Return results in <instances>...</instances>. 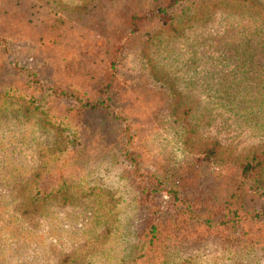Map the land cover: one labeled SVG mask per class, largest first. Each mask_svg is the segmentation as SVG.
I'll list each match as a JSON object with an SVG mask.
<instances>
[{"label": "rangeland", "instance_id": "obj_1", "mask_svg": "<svg viewBox=\"0 0 264 264\" xmlns=\"http://www.w3.org/2000/svg\"><path fill=\"white\" fill-rule=\"evenodd\" d=\"M6 1L0 18L15 20L0 32V264H154L127 256L165 217L178 229L161 264H264L262 227L245 215L264 207V0L173 2L166 22L155 13L170 0ZM137 7L146 17L117 49ZM54 87L110 96L140 129L103 149L86 136V112L59 116L67 94L29 103ZM250 157L236 222L221 188ZM54 183L58 193L36 199L38 184ZM188 197L201 203L186 208ZM203 207L209 227L192 212Z\"/></svg>", "mask_w": 264, "mask_h": 264}, {"label": "trees", "instance_id": "obj_2", "mask_svg": "<svg viewBox=\"0 0 264 264\" xmlns=\"http://www.w3.org/2000/svg\"><path fill=\"white\" fill-rule=\"evenodd\" d=\"M185 1L186 0H170L169 2L165 1V3H162V5H158L159 9L158 12L155 13V17H158L159 20H163V22H166L168 5L173 2L181 5ZM24 2L25 0L6 1V5L4 7H8L9 10H14L16 7L21 6ZM2 7L3 3L0 2V8ZM181 7L184 9L185 5H182ZM161 10L165 11L164 15L159 14V11ZM142 17H146V15L145 10H140V7L135 8V10L128 14V20L130 21L129 24L131 27H129L127 31L124 29L125 33L114 41L115 47L117 49L122 48L126 44L125 41L129 37V34L134 30L132 27H139L137 23L141 20ZM14 20L15 18L13 17H8L7 20H2L0 18V32L8 30L7 26L9 23L7 24V22H11ZM1 37L2 35H0V38ZM5 42L6 40L3 42L1 41L4 46ZM86 52H89V50H87ZM115 64L116 61L114 58H110L107 60V66L109 68V74L106 75L108 81H105L107 85H110L113 81H115ZM31 85H33V83H31ZM48 94L49 97L47 99L43 100L41 98L33 97V100L30 99L29 103H32L35 108L44 107L46 106V103H50L53 100L58 101L63 94H67L71 97V99L69 100L70 103L68 105L62 103V106L64 107V113H59V116L62 118L67 117L69 115V112L72 109H75L74 107L80 108L81 112H83L84 114L86 112L85 119L86 123L89 126L85 127L86 136L90 137L92 141L97 142L103 149L119 145V143L124 139L125 136L127 137V140L133 138L136 132L140 129L139 124L131 125L128 120L121 121V117L117 115V113H115L112 107H110L111 104L108 101L113 99L110 96L82 98L76 95L68 94L67 91L64 92L63 89L58 90L56 87H54V89H50V92H48ZM42 101H45L46 103L42 105ZM211 152L212 150H207L206 154L209 155ZM117 156H119V160L121 162H128L132 166L133 163L129 161V157H125V153H117ZM255 159L256 157H250L249 159H245L241 163H239L238 169L236 171L238 182L235 184H231L229 183V181H226L221 188V191H223L225 194L223 204H228L230 206V209L228 210V213H226V215H229L230 219L232 220L236 219V222H240L244 218V216H242V214L238 212V206L233 204V200L237 199V196H239L240 192L244 191V193H246V189L241 187V184L244 182L243 177L249 176L247 172L258 163L257 160L255 161ZM207 160L210 161L209 159ZM117 161V159L114 160V162ZM141 165H143L141 161L136 158V161H134V167L132 166V169ZM129 172L131 173V170ZM140 188L141 192H149V185H147L146 183ZM58 190H60L59 183H54L47 186L38 184L36 199H38L39 196L43 195H54L58 193ZM175 192L177 194L178 190H176ZM206 199L209 198L206 197ZM184 201L186 202V208H192L196 204L201 203L198 197H188ZM192 212H195V216L201 219V224H206L207 227L211 226V224H214L212 218L209 217L210 210L207 207H203V209H200L198 211L192 210ZM245 215L250 219L256 220L259 223L260 227H262L259 236L264 237V207L248 209L245 212ZM167 218L168 217H165L164 220L158 219L156 221H152L142 229V231L138 235L136 242L140 244V247L136 248L137 246H135L129 251L130 253L127 256L131 258V261L142 258L145 262L151 257L154 260V264H161L164 258L166 259V256L169 255V252L171 251L172 244H174L173 241L176 236L175 232H177L178 229V225L175 227V225ZM136 250L138 251L136 252ZM145 264H153V262L148 261Z\"/></svg>", "mask_w": 264, "mask_h": 264}]
</instances>
